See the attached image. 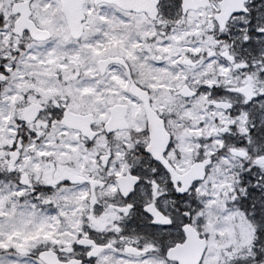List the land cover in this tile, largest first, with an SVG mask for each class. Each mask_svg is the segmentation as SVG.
Here are the masks:
<instances>
[{"label":"snow or ice","instance_id":"snow-or-ice-1","mask_svg":"<svg viewBox=\"0 0 264 264\" xmlns=\"http://www.w3.org/2000/svg\"><path fill=\"white\" fill-rule=\"evenodd\" d=\"M0 264H264V0H0Z\"/></svg>","mask_w":264,"mask_h":264}]
</instances>
